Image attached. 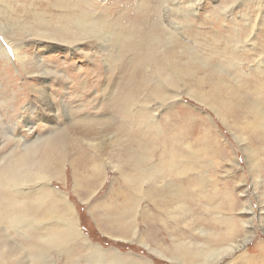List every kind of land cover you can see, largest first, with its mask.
Masks as SVG:
<instances>
[{
    "label": "rangeland",
    "instance_id": "1",
    "mask_svg": "<svg viewBox=\"0 0 264 264\" xmlns=\"http://www.w3.org/2000/svg\"><path fill=\"white\" fill-rule=\"evenodd\" d=\"M74 1L100 26L96 40L68 46L11 29L81 13L0 0V11L16 13L0 14L16 35L0 30L9 58L0 56V174L36 139L63 143L45 158L47 178L0 186V264H198L200 250L222 251L216 264H264V0ZM146 34L155 62L132 76L133 43ZM166 56L190 59L194 77L160 74ZM13 202L44 204L11 226L23 216ZM65 224L85 239L67 241Z\"/></svg>",
    "mask_w": 264,
    "mask_h": 264
},
{
    "label": "bare ground",
    "instance_id": "2",
    "mask_svg": "<svg viewBox=\"0 0 264 264\" xmlns=\"http://www.w3.org/2000/svg\"><path fill=\"white\" fill-rule=\"evenodd\" d=\"M44 1V0H43ZM72 0H53L55 8L57 10L60 11V13H81L79 15H73V14H60L57 17V22H51L47 19H44L43 15H41L42 17H38V15H34L36 17L32 18V21L29 24L24 25L23 27L17 28L18 31H16L15 26H12V29L16 35H19L21 30L23 28H29L30 30L36 32L38 36H35L37 38L41 37L45 38V39H50V40H54V41H58L59 43L68 45V46H72L73 44H79L82 41L85 40H96V30L97 28H99L100 24L98 23V19L97 18H93V14L89 15V13L87 14L86 12H84L83 10L80 11V7L78 6V2L73 3L71 2ZM47 2V1H46ZM40 4V3H39ZM46 4V3H45ZM50 4V3H49ZM78 4V5H77ZM51 5V4H50ZM48 6V5H47ZM150 7V6H149ZM51 10V9H50ZM55 10V9H54ZM79 10V11H78ZM2 17L3 14L6 16H9L11 14H16V13H8L7 11H0ZM3 13V14H2ZM38 13V12H36ZM42 13V12H41ZM39 14V13H38ZM91 14V13H90ZM24 15V14H23ZM19 17V16H18ZM11 18V17H10ZM56 18V17H55ZM10 20V19H9ZM101 20V19H100ZM54 21V20H53ZM10 22V21H9ZM103 22V21H102ZM104 23V22H103ZM105 24V23H104ZM17 25V24H16ZM107 25V24H106ZM19 26V25H18ZM110 26V25H109ZM130 26V25H129ZM255 26V25H254ZM106 28V26H105ZM155 29V28H154ZM0 30L3 32V34L6 36V38H12L14 39L16 37V35L11 36L10 32H8L7 30H5V26L3 24L0 23ZM106 31V30H105ZM104 31V32H105ZM25 33V32H24ZM98 33V32H97ZM101 33V32H99ZM156 31L154 32L153 37H155L154 39L158 42H155L154 44H158L161 42L160 40L161 37H158L156 35ZM33 35V34H31ZM30 35V36H31ZM50 36V37H49ZM146 39L143 42H139V43H133L135 46V51L137 49V52H135V56H136V60L133 63V61H131L133 63V70L131 71V75L132 74H136L137 72H139L141 70V68L146 64V65H151L152 63L155 62V58L153 55V49L151 48L150 44L152 42H150V36H148V34L145 35ZM48 37V38H47ZM127 38V37H126ZM169 39L166 38V41H172V35L168 37ZM15 40V39H14ZM139 40V39H138ZM19 41V39H18ZM12 42V41H10ZM21 42V41H20ZM18 42V43H20ZM53 42V41H52ZM87 43V41H85ZM13 43V42H12ZM121 43V42H120ZM123 43V42H122ZM168 43V42H167ZM14 44V43H13ZM53 44V43H52ZM58 44V43H56ZM61 44V45H62ZM60 45V46H61ZM153 46V43H152ZM168 47H170V54L173 55L174 53H176L175 50H172L175 46H176V41L174 42H170L168 45ZM19 47V46H18ZM24 47V46H23ZM123 47V46H122ZM137 47V48H136ZM124 48V47H123ZM134 48V47H133ZM131 49V48H130ZM14 51H15V47H14ZM21 52V51H20ZM127 52V51H126ZM14 53V52H13ZM178 53L182 54L183 52H179ZM14 57L16 58V61L19 62V64L21 66L25 65L26 62V57H21L18 55V53H14ZM129 55V54H128ZM164 55V54H163ZM0 56H2V58H5L7 61H9V58L4 50V48L1 45L0 42ZM39 58V57H38ZM37 60V59H36ZM40 60V59H39ZM161 60V58H160ZM163 62L160 64H158V68L157 71L162 73H166L169 72L170 75H173L174 77H178L180 75L192 78L194 77L195 73L187 68L185 65L186 64H192L193 62L190 61V59H188V61H186L184 64L180 65L178 61H175L173 59V57L168 58L167 56L162 60ZM197 61V60H196ZM39 62V61H38ZM41 62V61H40ZM198 63V62H197ZM39 64V63H38ZM131 64V63H130ZM43 71V70H42ZM166 71V72H165ZM47 72H45V70L42 72V74H46ZM47 75V74H46ZM154 75H156V73H154ZM42 76V75H41ZM133 76V75H132ZM136 77V76H135ZM167 77H170L169 75ZM172 77V76H171ZM152 78L154 79H161L158 78V76H156V78L153 76ZM180 78V77H179ZM132 79V78H131ZM169 78H166L165 81H168ZM177 79V78H176ZM170 80V79H169ZM164 81V82H165ZM162 86V85H161ZM175 86V85H174ZM37 93L40 94V96L42 97V102L45 104V106H47V108L50 110L49 112H55L52 107V102L50 101V97L45 93L44 90H37ZM128 97V96H127ZM123 105H121L120 100L117 99V108L120 110V108H122ZM56 110V109H55ZM63 111V110H62ZM66 111V110H65ZM141 114H138L140 116V119L143 120L142 118L146 119V116H148V110L147 108H142L141 109ZM66 114V113H64ZM55 115V114H54ZM67 115V114H66ZM56 116V115H55ZM68 118V116H67ZM69 119V118H68ZM70 120V119H69ZM71 122V121H69ZM57 137V136H55ZM55 137H50L49 139H47L45 142H43V140L40 139H36L35 140V144L34 146H36V149L33 150L31 152V150L29 148H27L26 150H24V154L23 157L20 158L19 160L13 161L12 164H8V166L6 167V170L4 169L3 172H1V176H0V186H4V185H14L17 184V182H19L20 180H24L26 178H47L48 176L46 175V173L48 172L45 168V163H46V157L50 158L53 156V154L55 153L54 148L56 149L57 146H59L58 144L60 143V145H62V142L56 141ZM95 146V145H93ZM41 154L42 159H36L34 157H36L38 154ZM188 157V156H187ZM36 159V161L32 164V166L26 168L25 164L27 162H29V159ZM138 159V158H137ZM142 159H144L142 157ZM152 160V159H151ZM185 162V161H183ZM182 162V164H183ZM139 163V162H138ZM163 163V162H162ZM149 164V163H148ZM173 165V164H172ZM175 165V164H174ZM186 165V164H184ZM171 168V166H169ZM185 168V167H184ZM96 169V168H94ZM23 170L24 172H22L21 175H19V171ZM47 172H46V171ZM154 171V170H153ZM172 171V170H171ZM178 171V170H177ZM158 172V171H157ZM181 172H184L181 170ZM150 173V172H149ZM148 173V174H149ZM162 173V170L161 172ZM180 173V172H179ZM45 174V175H42ZM168 175V174H167ZM155 176V175H154ZM29 180V179H28ZM127 180V179H126ZM142 180V178L140 179ZM17 181V182H16ZM146 180H142L140 182V185L143 186V182ZM171 186V185H170ZM169 189V188H168ZM174 195L172 193H169V195H173L174 198H176V192H173ZM180 193V192H179ZM182 194V193H181ZM184 195V194H183ZM179 196V195H178ZM6 200V199H5ZM14 201V200H13ZM15 202V201H14ZM11 204V206H9V209L11 211V213H13L14 211H20L23 216L21 217H14L12 218L11 222L9 223L11 226L15 225L23 220H26L28 213H37L40 209V207L44 204L43 202H36V203H27V204H16L14 203ZM18 202V201H17ZM21 202V201H20ZM177 202V201H176ZM19 203V202H18ZM60 204H63L61 201L59 202ZM65 204V202H64ZM8 207V206H7ZM29 211H34V212H29ZM18 212L17 215L20 216L21 213ZM28 212V213H26ZM55 212H57V210L54 207H50L46 210L45 212V216L50 217L52 215L55 214ZM120 217H117V219L119 220ZM63 231L64 232V238L68 241L69 239H77V237H81L83 238V235L79 232V230L77 231L74 226H72L71 224H65L63 225ZM251 236V235H250ZM250 236H247V238H250ZM246 238L245 241H240L241 243L238 245H231L228 250V252L236 250L237 248H240L241 246H243L244 244H246L249 240ZM85 239V238H83ZM251 239V238H250ZM174 243V242H173ZM176 243V242H175ZM180 244V243H179ZM188 244V243H187ZM184 245L185 243H183L182 245L177 246V248L181 249L182 252L184 253ZM198 245V244H197ZM195 246V245H194ZM174 248V247H173ZM201 249V247L199 248ZM176 251V249H175ZM227 251H223L224 253ZM187 252V251H186ZM199 254H195L193 253V255L196 258H199L201 261L198 262V264H216L214 261L219 259L221 256V252L220 255L218 257L215 258L214 255H216V253H218L217 251L215 252V254L213 255L212 253H208L207 251H198ZM182 253V254H183ZM8 254V253H6ZM192 254V252H191ZM188 254H183V259L185 258V260H188L190 258H187ZM181 256V255H180ZM3 261V257L0 256V263ZM177 261V260H175ZM179 263V261H177ZM185 262V261H184ZM184 264V263H181ZM195 264V263H192Z\"/></svg>",
    "mask_w": 264,
    "mask_h": 264
}]
</instances>
